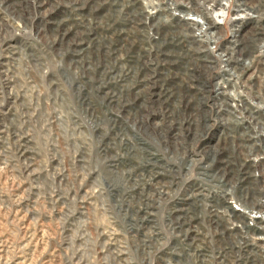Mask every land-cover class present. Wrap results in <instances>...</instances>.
Instances as JSON below:
<instances>
[{
    "label": "rangeland",
    "instance_id": "rangeland-1",
    "mask_svg": "<svg viewBox=\"0 0 264 264\" xmlns=\"http://www.w3.org/2000/svg\"><path fill=\"white\" fill-rule=\"evenodd\" d=\"M114 1L0 0V264H197L191 244L207 264L218 254L213 264H264V232L246 243L241 221L264 227V211L220 185L225 165L238 178L243 152L258 150L247 164L264 196V138L237 154L239 113L218 111L239 99L264 113V40L247 37L264 34V0H220L222 16L204 0ZM201 13L209 26L189 23ZM235 34L253 53L239 61L225 51ZM214 150L230 165L212 163ZM151 155L175 173L163 197V178L134 186ZM149 191L155 228L138 232L133 214ZM226 192L239 218L222 210L216 228L212 196ZM175 204L194 239L170 227Z\"/></svg>",
    "mask_w": 264,
    "mask_h": 264
},
{
    "label": "bare ground",
    "instance_id": "bare-ground-1",
    "mask_svg": "<svg viewBox=\"0 0 264 264\" xmlns=\"http://www.w3.org/2000/svg\"><path fill=\"white\" fill-rule=\"evenodd\" d=\"M114 2H116L119 5V7L122 5V0H115ZM204 3L208 4L210 9L216 15L222 16V15L225 14V10H226L225 5L220 0H204ZM201 14H203V15H201L202 16L201 20L198 19V18H188L190 20L189 23L192 24V25H196V24H199V23H204L205 26H207V25L209 26V23L206 21V16H204L205 14L204 13H201ZM202 28H204V27H202ZM201 31H203V30H201ZM261 31L263 32L264 29H261ZM260 33L258 32V33H256V35H251V36H247V37L250 38L253 42L254 41L258 42L259 39L264 40L263 38H261L264 34L263 35L261 34V36H259ZM235 36H237V35L235 34L234 37ZM256 38H258V39H256ZM236 39H239V37H235V39L233 41H231V44L225 48V51L228 54L232 55L233 58L236 59L237 61H239V57H241V56H243L245 54L247 56L248 55L250 56V55L253 54V53H249L247 51H246L247 53L242 54V51L247 48V46H246L247 41H246L245 38L243 40H240V39L236 40ZM240 43H242L241 46H240ZM259 51H262V50L259 49ZM227 61L230 62L232 60H227ZM231 73H233V72L229 71V74H231ZM190 75L193 76V77H196L192 73H190ZM225 80L227 81V83L231 81V79L229 77L225 78ZM219 84L221 85L222 83L220 82ZM201 86L203 87L202 92H206V89H204L205 87L203 85H201ZM187 87L196 88L197 87V83L196 84H192V85H187L186 89H187ZM221 87H223V86H220L217 89L220 90ZM197 89H199V88L197 87ZM218 93H223V92H218ZM191 100L192 99L190 98V102H192ZM111 101H113V100H111ZM190 102H186L185 104H189ZM225 102H226V105L222 104L220 109L218 110L220 113H223V112H227V113H231V114L239 113V115H236V118H237L236 120H237L238 123H235V124H236L237 127L242 126L241 128H243V131H244V132H242L239 135V137L237 139L238 142H239L238 149H237V154H240L241 151H243L244 148H246L245 142H249L250 140H257L258 138H264V118L262 117V116H264V113H261L258 110H254L253 108L246 106V104L243 101H241L242 103H240V104L239 103L237 104V103H234V102L231 103L230 101L229 102L225 101ZM196 114L197 113H195V115ZM191 115H192V112H191ZM248 116L251 117V119H257V124L260 127V132H255L253 134L250 133L251 131L249 130V127L247 125H249V121H251V120L247 119ZM193 118H194V116H193ZM195 119H196V117H195ZM245 124H247V125H245ZM256 129H257V127H256ZM171 130H172V126H170V130L168 132L170 135H172L171 133L173 132ZM232 131L235 134V131L234 130H232ZM164 137L168 138V136H164ZM175 143H177V142H175ZM204 145H205L207 150L211 149L213 147V146L209 145L207 142H205ZM185 151L186 150H185L184 144H182L181 145V150H180L181 155H184ZM255 151L250 150V151L243 152V154H245L247 156V158L245 160V163L244 164L242 163L243 167H241V169H240V170H242V176L240 175L238 178L234 177L233 176L234 173L231 171V169L227 165H225L224 166L225 168L222 169L223 171H222L221 177L223 178V180L220 183V185L223 186V187L229 186L228 187V192H232L234 189L236 191L240 192V194H241V200L240 201L246 202V204L250 206L251 212H255L257 210V212L262 213L264 211V208L263 209L261 208V207H264V205H263L264 204L263 203L264 196H261V194L252 193V190L254 188L252 186V184L256 183L258 180L253 178V175H254L253 173L254 172L251 169L252 166L247 164L248 160L252 159L253 157H255V158L261 157L260 153H259L260 156H259V154H257L258 150H255ZM261 152L264 154V146L261 148ZM176 153L179 154V148L176 149ZM220 153L222 154L223 152H220ZM211 154L209 156V160L212 163L216 162L217 160L222 159L221 158L222 156L218 157V156H220V155H218V151L216 152L214 150V151L211 152ZM151 159L154 160V163H151L150 172L146 176V181L143 182L142 187H140L141 185H139L138 182H136L134 186L136 187V189L138 190L139 193H141V192L143 193V191L146 189V187L148 185L150 186L152 184H156L159 181H161V179L163 178L166 186L165 187L164 186H161V187L157 186L156 187V190L158 192L157 194H159V196L163 197V196H165L164 194H168L169 193L168 192V188H170V186H172V184L176 182L175 181V173L170 171L171 168L170 169L167 168L168 171H166V169H165V172H163V174L160 173L159 170H158L160 168V163H159V160L157 159L156 155H153V156L151 155L150 156V160ZM182 159L183 160L185 159L184 156H182ZM193 160L194 159H191V162ZM231 160H232V157H231ZM221 161H224V162H221V163H225V164H228V165H230V163H231V161L229 159H227V158L226 159H222ZM131 175L132 176L136 175L137 178L139 177L137 175V172L135 174V171ZM177 177L178 176L176 175V178ZM133 180H136V179H133ZM233 185L235 187L237 185H241V186H237L235 188V187H233ZM139 189L142 190V191H139ZM228 192H226V194H222L224 196H221V197L217 196V195L216 196H212V198H213V200H212L213 205L212 206L216 207V209H212V211L214 212L212 217L214 219V223H215V227L216 228H218V226H219L220 219L223 218L221 216L222 215L221 214L222 210H223V212H226V214H227L228 211H230L231 213L235 214V211L233 210L234 206H232L233 203H235V202L232 201V204H231L230 198H229V195L232 194L231 198L234 199L235 198V194H234V192L233 193H228ZM218 194H219V192H218ZM154 197H155V193L150 192V191L146 192L145 194L140 196L138 207L135 210L133 216L136 215L137 217H139L141 225L139 224V222H136V224H139V225H134L135 231L142 232V229H145V228H149V227L150 228H155V227H153V223H152V219H153L152 215L155 214L154 211H153V208H154L153 198ZM241 209H243V208L241 207ZM187 211L188 210H186L183 207V205L175 204L172 207V210H171V213H170V220H169L170 227H172V229L176 233H178L180 236H182L183 239L186 240V241L190 240V237H191V239H194L196 237V235L191 236L190 235L191 234L190 229L189 230L187 229L188 222H189L188 219H187V215H188ZM240 211H242V210H240ZM244 213H246V212H244ZM235 216L239 218L237 213L235 214ZM261 220L264 223V219H261ZM241 221L245 222L244 225H246V228H248L251 231L248 235H246V236H249V238L245 237L246 243H248V241L249 242L253 241L252 242L253 245H256L255 242H254L255 241L254 237L257 238L258 235H261V233L264 232V227H262L258 223L254 224L255 223L254 220L248 221V218L245 217V216H244L243 219H241ZM228 233H226V234L228 235ZM222 234H224V233H222ZM261 239H263V238H261ZM248 246H252V245L251 244H247L246 247H248ZM198 247H199V245L194 246L192 244L189 246V249H192V250L195 251V261H196V263L197 264H207V260H208L207 256H204V252L203 251H202L203 253L200 254V251L198 252L197 250H199V249L202 250V249L200 247L198 249ZM244 252H246L245 249H244ZM219 256H220V254H218L217 257L213 261H210L211 264H213V262H216L217 258H220ZM220 263H221V261L218 262L217 264H220Z\"/></svg>",
    "mask_w": 264,
    "mask_h": 264
},
{
    "label": "built area",
    "instance_id": "built-area-1",
    "mask_svg": "<svg viewBox=\"0 0 264 264\" xmlns=\"http://www.w3.org/2000/svg\"><path fill=\"white\" fill-rule=\"evenodd\" d=\"M233 100H235V99H233ZM241 101H242V100H239V99H238V102H235V101H233V102H234V103H237V104H238V103L240 104V103H242ZM259 112H260V111H259ZM261 113H262V112H261ZM247 119H248V117H247ZM248 120H249V119H248Z\"/></svg>",
    "mask_w": 264,
    "mask_h": 264
}]
</instances>
